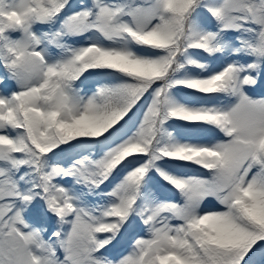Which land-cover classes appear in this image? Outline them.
I'll return each instance as SVG.
<instances>
[{"label": "snow or ice", "instance_id": "obj_1", "mask_svg": "<svg viewBox=\"0 0 264 264\" xmlns=\"http://www.w3.org/2000/svg\"><path fill=\"white\" fill-rule=\"evenodd\" d=\"M0 264H264V0H0Z\"/></svg>", "mask_w": 264, "mask_h": 264}, {"label": "rangeland", "instance_id": "obj_2", "mask_svg": "<svg viewBox=\"0 0 264 264\" xmlns=\"http://www.w3.org/2000/svg\"><path fill=\"white\" fill-rule=\"evenodd\" d=\"M10 86V85H9Z\"/></svg>", "mask_w": 264, "mask_h": 264}]
</instances>
